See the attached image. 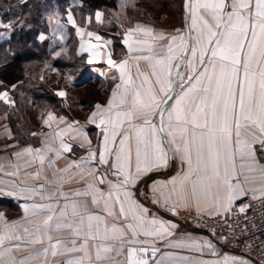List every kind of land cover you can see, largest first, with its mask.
I'll list each match as a JSON object with an SVG mask.
<instances>
[{
	"label": "snow or ice",
	"instance_id": "snow-or-ice-1",
	"mask_svg": "<svg viewBox=\"0 0 264 264\" xmlns=\"http://www.w3.org/2000/svg\"><path fill=\"white\" fill-rule=\"evenodd\" d=\"M183 11L184 23L174 34L137 24L124 34L123 59L107 53L115 83L106 104H96L89 117L100 129L95 148L76 127L79 122L55 130L52 122L63 124L65 117L48 113L42 123L49 131L32 133L44 136L41 146L13 153L16 163L9 164L16 170L6 175L36 167L26 175L43 182L23 187L12 182L31 202L23 205L20 220L7 221L0 213V264H30L38 257H43L40 264H109L117 257L123 264H251L227 254L201 260L162 250L160 245L220 255L211 239L178 236V224L138 199L144 196L173 216L194 208L195 220L230 215L235 202L249 194L264 199V163L257 161L254 148L255 143L264 146V0H183ZM66 19L77 27L71 12ZM95 19L102 23V13L97 11ZM54 22L53 36L63 38L64 25ZM77 31L83 39L84 32ZM94 35L100 40L87 32L89 38ZM80 48L104 58L97 45L81 43ZM142 61L150 73L141 70ZM0 102L15 106L7 90L0 92ZM65 135L80 141V148L87 143L86 155H67L74 145ZM60 159L69 162L58 168ZM175 160L181 164L176 175L140 192L145 175ZM4 167L0 164V171ZM69 173L84 185L70 193L63 190ZM0 195L17 191L0 189ZM247 207L242 204L239 213ZM220 239L228 242L226 236ZM21 247L34 250L18 258L15 250Z\"/></svg>",
	"mask_w": 264,
	"mask_h": 264
},
{
	"label": "crops",
	"instance_id": "crops-1",
	"mask_svg": "<svg viewBox=\"0 0 264 264\" xmlns=\"http://www.w3.org/2000/svg\"><path fill=\"white\" fill-rule=\"evenodd\" d=\"M145 1V2H144ZM150 0H112L111 2H106L103 0L99 5L91 6V8H83V4L81 2L77 4L66 5L64 11L59 10L57 7L51 11V13L47 17V23L49 27L48 32L40 33L39 39L41 41L48 40L52 45L58 48L56 54L65 53L68 51L70 45H75V51L78 56H82L87 63L88 69L84 76L78 80L77 83H73L71 88L73 90H81L84 84V81L90 79L93 83V89L97 92L96 98L92 99L88 103H85L81 96L79 95L78 99L74 101L73 98L69 95V88H67V79L66 76H63L58 82H54L50 87L55 93H59L63 91L66 93L65 96L61 97L64 107H66V113H59L51 108H45L40 112L39 120H38V128L32 133L43 134L49 131V128L43 125L42 120L47 117L48 113L54 114L57 118L60 116L65 117V122L62 124L59 122V119L52 122V129L59 130L60 128L65 127L68 123L73 121L79 122L76 127L83 129L88 136V139L92 141V148L98 143V137L100 136V129L95 125L89 123V117L93 111H95V105L106 104L107 100L110 98L111 89L114 86L115 81H113L112 77L115 75L114 70L110 69L106 63L107 53H111L112 59L119 61L123 59L127 55V47L123 44V37L128 28L134 27L137 24L151 26L155 28L157 31H163L166 34H174V29L181 28L180 26L175 27L174 25H167L159 22V18L156 17L153 13H151L154 4L153 2L149 3ZM179 6L181 7L179 10L181 12V18L184 23V11H183V0H178ZM155 5V4H154ZM99 11L102 13V23L97 22L95 19L96 12ZM71 12L73 15L77 27L74 28L72 25L67 23V14ZM91 19L89 23L88 20ZM59 19L60 23L64 25L62 30L63 38H60V35L57 34L55 37L53 36V30L56 28L55 20ZM3 30L0 34V40L4 42H9L11 40V28L10 25L5 23L3 24ZM77 28L81 29L84 32L83 39H81L78 34ZM93 32L94 34H99L101 37L100 40L95 39V35L92 38L87 36V32ZM42 36L44 38H42ZM116 37H120L121 44L123 45V50L117 52V47H115V43L117 41ZM84 43L87 45L88 43H92L94 45L99 46L103 49L105 55L104 58L100 57H90L89 52L81 51L80 44ZM93 59L92 63H89V59ZM140 67L142 71L149 72L150 68H148L145 62L140 63ZM58 69V68H57ZM56 70V68H55ZM93 78V79H92ZM15 84H9L0 79V92L8 91L10 98L13 99V94L16 91L12 86ZM74 134V133H73ZM65 140L73 143L74 148L73 152L70 155L72 158L78 159L81 156L86 155V152L89 148L87 143L84 144V148L79 147L80 141H73L71 139V135H65ZM44 139L43 135L33 136L30 141H20L10 124L9 115L7 112L0 113V164H3L4 170L0 171V189H3L4 192L8 191H17L16 196H8V195H0V213L4 215L7 221H16L20 220L24 217L25 213L23 210V205L25 203H30L31 201H27L21 198L18 194V189H13L12 182H15L16 185L21 187L23 186H33L38 183L43 182V178L40 180L33 179L32 177L26 175L27 172H36V167H31L28 170H21L18 172L16 176H8L5 173L15 171L16 169L10 166L9 162L13 164L16 163V158L13 156V153L20 151L22 148L26 146L40 147L41 140ZM255 148V157L257 161L260 163H264V146H261L260 143L254 144ZM8 162V164H7ZM69 161L66 159H60L57 161V167L63 168ZM239 165V161H237ZM181 169V164L179 160L169 161L166 168L161 170L153 171L148 173L143 177L142 183L138 185L140 192H148L149 186L152 185L153 181L163 182L167 180L169 177L176 175L178 171ZM45 174L49 180H52L53 177L51 175V171L48 170L47 165H45ZM99 175V173H97ZM3 176H7V178H2ZM7 179V180H6ZM79 177L73 178V174L69 173L65 175V184L63 190L65 192H72L75 189L82 188L84 185L78 183ZM251 196V194H249ZM258 195V194H257ZM138 199L144 203L146 206L152 208L153 211H159L160 215H162L166 220H171L174 223L179 225V228L176 230L178 236H182L186 233H191L194 238L197 239H211L217 247L219 252V256L213 257L208 254V251L205 250V254L203 256H199L197 253H191L187 250L180 251L178 249H167L164 245H160L162 250L164 251H172V252H180L181 255H191L197 256L201 260H215L221 259L224 254H227L229 257L235 256L240 257L246 261H250L251 264H260L254 259L247 256L245 253L237 251L233 248H222L219 241L209 232L203 230H197L190 228L177 216H173L171 213L165 212L163 209H158L156 205H152L150 199L146 200L144 196L138 194ZM191 210H194L191 209ZM26 239V238H25ZM40 247L39 245H35V248ZM33 247H21L18 250H15L16 256L19 258L22 255H26L27 253L33 251ZM43 257H38L36 260L30 262V264H40V261ZM109 264H123L122 257H117L115 260L109 261Z\"/></svg>",
	"mask_w": 264,
	"mask_h": 264
},
{
	"label": "trees",
	"instance_id": "trees-1",
	"mask_svg": "<svg viewBox=\"0 0 264 264\" xmlns=\"http://www.w3.org/2000/svg\"><path fill=\"white\" fill-rule=\"evenodd\" d=\"M102 1L0 0V34L4 28L3 24L7 23L11 28V40H0V79L15 84L16 89L13 94L15 106L0 102V113H8L10 124L20 141L32 139V132L38 128L40 112L45 108L66 113L62 99L46 84L45 75L49 73V67L61 69L62 76L69 73L76 76L77 80L82 78L88 69L84 58L77 55L74 44L70 45L65 53L56 54L58 48L48 40L39 39L40 33L49 31L48 15L55 7L64 11L66 5L81 2L83 8L89 9ZM116 38L115 47L119 52L123 50V45L120 37ZM86 87L93 88L90 79L84 81L81 90ZM92 99L94 96L84 102Z\"/></svg>",
	"mask_w": 264,
	"mask_h": 264
},
{
	"label": "built area",
	"instance_id": "built-area-1",
	"mask_svg": "<svg viewBox=\"0 0 264 264\" xmlns=\"http://www.w3.org/2000/svg\"><path fill=\"white\" fill-rule=\"evenodd\" d=\"M242 204L248 205L245 213L238 211ZM194 215V211H181L177 217L186 225L212 235L215 229L213 236L222 248H233L264 264V199H252L249 195L237 200L227 216L209 218L205 215L203 220H195ZM221 236L228 237V242L222 241Z\"/></svg>",
	"mask_w": 264,
	"mask_h": 264
},
{
	"label": "rangeland",
	"instance_id": "rangeland-1",
	"mask_svg": "<svg viewBox=\"0 0 264 264\" xmlns=\"http://www.w3.org/2000/svg\"><path fill=\"white\" fill-rule=\"evenodd\" d=\"M151 2H153L154 4H152L153 6H155L154 8H152V12L156 17H158L160 20V23L163 24H167V25H171V26H180L181 27L183 25V20L181 18V12H180V6L179 3L177 2L178 0H150ZM149 1V3H151ZM145 2V1H144ZM48 71L49 73H47L46 76V84H48L49 86L54 82H58L61 81V77L66 76L67 79V88H69V95L71 98L75 100L78 99L79 95L81 96L83 101H86L90 98V96H94V98H96L97 96V92L92 88V87H86L83 90H73L71 88L73 83H77L78 80L76 78V76H73L71 74H64L63 76L61 75V69H57L55 70V68L50 69L49 67ZM63 71V70H62ZM93 79V78H92ZM15 80V79H13ZM12 80V81H13ZM59 80V81H58ZM85 103H88L85 102ZM34 123V122H33ZM35 124V123H34ZM8 164V162H7ZM29 168H27L28 170ZM22 171L24 172L23 168ZM5 176H3L2 178H4ZM7 178V176L5 177ZM7 180V179H6ZM190 211H194V210H190ZM193 229H197V230H201L200 228H196V227H191Z\"/></svg>",
	"mask_w": 264,
	"mask_h": 264
}]
</instances>
